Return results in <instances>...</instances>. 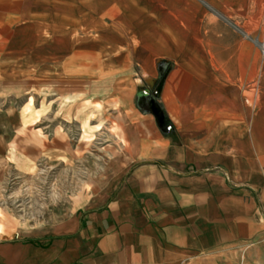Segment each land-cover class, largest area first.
<instances>
[{
	"label": "crops",
	"instance_id": "crops-1",
	"mask_svg": "<svg viewBox=\"0 0 264 264\" xmlns=\"http://www.w3.org/2000/svg\"><path fill=\"white\" fill-rule=\"evenodd\" d=\"M27 151L91 187L0 235V264H235L264 246V0H0V166H33Z\"/></svg>",
	"mask_w": 264,
	"mask_h": 264
},
{
	"label": "rangeland",
	"instance_id": "rangeland-1",
	"mask_svg": "<svg viewBox=\"0 0 264 264\" xmlns=\"http://www.w3.org/2000/svg\"><path fill=\"white\" fill-rule=\"evenodd\" d=\"M11 104L16 106L18 102L12 101ZM37 155L36 152H26L27 159L34 163L31 167L0 166L1 236H6L9 230L18 232L47 225L65 216L70 209L82 205L79 194L91 187V184L84 183L88 177L84 178L86 171L83 173V167L45 166ZM88 170L92 175L96 168ZM72 173L74 179L70 181L72 176L68 180V174ZM235 264H264V246L237 255Z\"/></svg>",
	"mask_w": 264,
	"mask_h": 264
}]
</instances>
